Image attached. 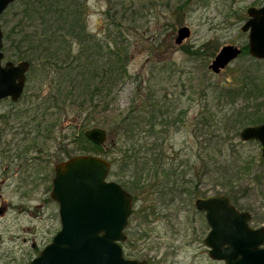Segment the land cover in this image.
Returning a JSON list of instances; mask_svg holds the SVG:
<instances>
[{"label": "rangeland", "instance_id": "1", "mask_svg": "<svg viewBox=\"0 0 264 264\" xmlns=\"http://www.w3.org/2000/svg\"><path fill=\"white\" fill-rule=\"evenodd\" d=\"M18 1L21 0H16L0 17L3 35L10 33L12 27H16V32L19 29L15 26L19 20L15 15L22 10ZM78 1L90 39L105 42L114 38L128 48V79L113 91L106 113L96 119L99 124L85 121L86 112L68 104L65 111L51 112V119L48 116L47 122L41 123L51 127L50 132L38 136L31 125L26 127L28 120L20 117L32 107L28 106L30 102L39 100L34 99L37 90L44 97L49 93L50 79L46 74L40 81H30V75H26L19 101H0V264L30 262L59 231L58 205L50 198L51 182L54 166L67 160V151L73 156L107 160L111 164L108 181L121 185L132 196L133 208L125 230L127 240L121 244L124 254H131L125 259L146 264H223L207 255L203 240L209 227L204 213L196 211L194 201L229 193L238 211L250 213L251 228L264 226L261 146L256 141L242 142L239 133L243 128L235 134L229 126L234 118L229 113L243 108L247 96L226 98L220 93L223 88L241 86L244 76H252L251 71L260 87L264 85V61L254 59L243 49L248 46V33L241 31L248 20L247 9L263 7L264 0ZM123 7L131 10L123 13ZM109 9L108 15L113 19L108 18ZM111 21L116 24L112 22L110 26ZM181 27L189 28L190 35L178 46L174 41ZM12 37L10 41L15 39ZM2 41V66L6 62L19 63L12 54L14 49H8L10 42ZM228 45L238 47L241 55L213 74L209 70L211 61ZM153 94L169 102L164 109L174 111L171 119L179 114L180 122L175 127L158 126L151 135L144 132L134 138L146 143L148 149L158 140L160 151L173 161V166L187 162L188 167L181 166L178 172H188L184 181L189 182V192L197 196L190 200L180 190L164 200L141 185L133 190L128 182L130 172L120 169L129 142L117 132H109L110 126L102 123L118 122L132 104L148 105L143 98ZM257 103L263 105L259 114L264 121V96ZM210 114H215L217 123ZM203 123H209L208 129ZM95 127L107 132L104 146L79 141L78 133ZM83 146L85 151H81ZM174 180L177 178L170 176L169 182ZM194 184L198 185L193 189ZM170 189L173 190L172 185ZM33 242L36 249L32 250Z\"/></svg>", "mask_w": 264, "mask_h": 264}, {"label": "trees", "instance_id": "2", "mask_svg": "<svg viewBox=\"0 0 264 264\" xmlns=\"http://www.w3.org/2000/svg\"><path fill=\"white\" fill-rule=\"evenodd\" d=\"M18 4L22 10L19 15H15L19 18L18 24L15 26H19V29L16 32V27H12L10 33L7 32L3 35V40L10 42L8 49H14L12 54L17 61L29 62L30 67L27 75H30L28 78L30 81L35 78L40 81L43 74H46L50 79L51 87L45 97L41 96L37 90L34 99L39 100L30 102L28 106L33 108L21 113L20 119L28 120L25 125L26 127L31 125L36 136L46 134L50 132L48 130L51 127L41 123L47 122L48 116L51 119L54 115L51 113L52 111H56V113L61 110L65 111V108L70 104L76 110L86 112L85 121L90 120L89 122L99 124L96 119H101L100 114L106 113L113 91L128 79L127 65L130 61L128 48L124 47L123 43H118L114 38L105 42L90 39L89 34L86 33L83 8L78 0H21L18 1ZM111 9L107 11V15ZM129 10L131 8L123 7V13H128ZM108 18L113 19L109 15ZM112 22L114 25L116 24L115 21H111L110 26L113 25ZM12 36L15 38L14 41H10ZM8 49L6 50L8 51ZM243 49L247 50V46ZM250 74L252 76L243 77L240 82L241 86L223 88L220 92L222 97L226 98L247 96L244 98L246 105L243 108L235 111L232 109L229 113V116L234 117L232 124L229 125L230 131H235V134L240 128L250 125L258 126L263 122V118L259 114L263 105L257 102L260 97L264 96V85L260 87L256 75L252 71ZM143 103L148 105L135 107L132 104L129 106L122 118L112 125H108V121L102 122L103 125L110 126L109 132H117V135L122 137L125 142H129V145L124 149V160L120 169L123 173L130 172L131 176L128 177V182L133 190L141 185L142 189H150V194H155L162 200L166 199L168 194H175L177 190H180L181 195L186 193L185 197L188 200L193 196L197 197L195 192H189V188H187L189 182L184 181L188 172L185 171L184 174L178 172L179 167H188L187 162L184 165L182 162H178L173 166V161H168V158H165L160 151L156 142L158 140L150 144L148 149L146 143L143 144L134 138L144 132L150 134L158 126L162 128L170 125L175 127L176 123L180 122L179 114L171 119L174 111L164 109L169 107V102L167 104L166 100H159L154 94L144 97ZM99 108L101 110H98ZM251 109L253 111H250ZM214 115L210 114V117L213 122L217 123L218 118ZM203 124L204 128L208 129L209 123ZM78 134L80 142L84 140L85 143H89L84 133ZM85 149L86 147L83 146L81 151H85ZM65 155H67V159L73 156L68 151ZM200 156L198 155L197 158L200 159ZM166 161L168 162L165 163ZM172 167L175 168L172 169ZM170 176H175L177 180L170 183ZM170 185L173 190L169 191ZM197 185L194 184L193 189L197 188ZM123 187L125 188V186ZM224 195L231 201L229 193L225 192ZM231 204L237 208L234 201H231ZM123 255L125 258L131 256V254H124V251Z\"/></svg>", "mask_w": 264, "mask_h": 264}, {"label": "water", "instance_id": "3", "mask_svg": "<svg viewBox=\"0 0 264 264\" xmlns=\"http://www.w3.org/2000/svg\"><path fill=\"white\" fill-rule=\"evenodd\" d=\"M16 0H0V17ZM248 20L241 27L248 33L247 51L256 60L264 61V6L249 8ZM181 27L174 41L190 35ZM3 33L0 27V101L20 100L25 89L29 62H6L2 66ZM211 61L213 74L224 70L242 51L231 45L221 48ZM87 140L104 146L107 132L91 128L83 132ZM242 142L256 141L264 157V121L260 126L243 128ZM111 164L95 156H73L54 166L50 198L58 205L59 231L41 253L25 264H146L125 259L121 244L132 212V196L116 182L108 181ZM196 211L204 213L209 227L203 240L212 261L223 264H264V226L250 227V213L238 211L226 196L200 198L194 201Z\"/></svg>", "mask_w": 264, "mask_h": 264}, {"label": "flooded vegetation", "instance_id": "4", "mask_svg": "<svg viewBox=\"0 0 264 264\" xmlns=\"http://www.w3.org/2000/svg\"><path fill=\"white\" fill-rule=\"evenodd\" d=\"M257 143H258V142H257ZM258 144H259V143H258ZM259 146H260V145H259ZM23 241H24V239H23ZM31 248H32V250H33V249H36V244H35L34 242L32 243Z\"/></svg>", "mask_w": 264, "mask_h": 264}]
</instances>
